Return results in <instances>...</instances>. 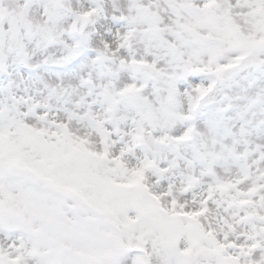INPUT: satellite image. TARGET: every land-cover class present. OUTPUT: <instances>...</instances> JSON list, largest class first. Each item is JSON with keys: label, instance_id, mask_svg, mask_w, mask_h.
Masks as SVG:
<instances>
[{"label": "snow or ice", "instance_id": "6c2138e0", "mask_svg": "<svg viewBox=\"0 0 264 264\" xmlns=\"http://www.w3.org/2000/svg\"><path fill=\"white\" fill-rule=\"evenodd\" d=\"M0 264H264V0H0Z\"/></svg>", "mask_w": 264, "mask_h": 264}]
</instances>
